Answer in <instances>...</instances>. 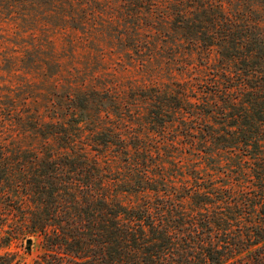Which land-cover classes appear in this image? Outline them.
Returning <instances> with one entry per match:
<instances>
[{
  "label": "trees",
  "instance_id": "1",
  "mask_svg": "<svg viewBox=\"0 0 264 264\" xmlns=\"http://www.w3.org/2000/svg\"><path fill=\"white\" fill-rule=\"evenodd\" d=\"M0 12L133 44L149 75L130 98L78 93L87 106L46 125L45 157L4 142L15 124L45 132L0 93V120L17 117L0 126V264H24L10 248L34 237L46 249L34 264H264V0H0Z\"/></svg>",
  "mask_w": 264,
  "mask_h": 264
},
{
  "label": "rangeland",
  "instance_id": "2",
  "mask_svg": "<svg viewBox=\"0 0 264 264\" xmlns=\"http://www.w3.org/2000/svg\"><path fill=\"white\" fill-rule=\"evenodd\" d=\"M50 12L57 15L60 8H54L46 14ZM1 13L0 18L5 19L0 20V93L13 99L17 108L13 111L19 112L20 116L27 117L29 110L31 114L34 113L29 122L45 132L40 134L37 131L38 134L31 135L15 124L11 131L2 136L4 142H14L24 152L32 150L41 157L46 156L45 150L40 149L45 141L52 139L46 125L53 123L69 127V119L73 117L71 114H77L79 107L88 104L84 94L75 98L78 93L96 91L97 96L100 95L94 104L100 105V98L106 96L118 100L123 95L130 98L137 87L149 81V75L140 71L141 62L136 63V49L132 47L133 44L129 46L132 40L128 43V52H122L116 44L88 40L87 35L79 29L55 26L57 20L53 19L54 16L50 24L46 15L42 16L38 12L36 17L40 18L41 23L30 28L25 24L19 27L8 20L10 14ZM32 14L35 13H22L27 17ZM119 32L116 30L113 33L116 36ZM149 36L147 32L145 38ZM195 63L198 64V60ZM11 103V100L5 102L6 105ZM102 116H105L104 112ZM16 118L9 117L6 121L2 118L0 126L11 127L14 125L11 121ZM57 131L58 136L54 137L60 139L61 130ZM71 134L68 131L66 137L69 138ZM83 136L78 131L77 139H83ZM69 152V149H56V154ZM29 239L32 240L31 244H28L29 240L21 239L10 248L19 254L24 264H34L46 252L40 238Z\"/></svg>",
  "mask_w": 264,
  "mask_h": 264
},
{
  "label": "water",
  "instance_id": "3",
  "mask_svg": "<svg viewBox=\"0 0 264 264\" xmlns=\"http://www.w3.org/2000/svg\"><path fill=\"white\" fill-rule=\"evenodd\" d=\"M31 243H32V240H29V241H28V244H31Z\"/></svg>",
  "mask_w": 264,
  "mask_h": 264
}]
</instances>
